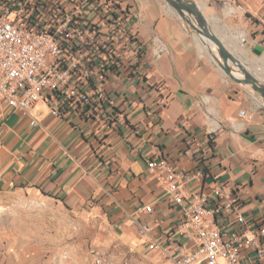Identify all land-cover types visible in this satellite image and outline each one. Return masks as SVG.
<instances>
[{
  "label": "crops",
  "instance_id": "1",
  "mask_svg": "<svg viewBox=\"0 0 264 264\" xmlns=\"http://www.w3.org/2000/svg\"><path fill=\"white\" fill-rule=\"evenodd\" d=\"M106 1L121 8L116 14L129 36L118 46L120 66L102 84L103 105L68 118L36 109L39 126L32 127L31 116L0 101V193L60 197L75 208L106 214L147 250L154 240L178 253L189 252L194 243L177 233L188 204L175 203L149 170L151 161L166 159L178 169L201 173L186 191L216 184L231 191L264 250L262 97L228 77L214 60L215 51L200 46V35L165 0ZM208 1L214 10L234 6L246 30L249 58L262 57L264 0ZM227 11L224 17L233 15ZM223 43L264 83L251 64ZM159 47L165 51L156 58ZM149 204L150 213L144 210ZM218 222L232 233H247L234 215L223 213ZM144 226L150 227L148 234ZM241 257L242 264H264L253 248H242Z\"/></svg>",
  "mask_w": 264,
  "mask_h": 264
},
{
  "label": "built area",
  "instance_id": "2",
  "mask_svg": "<svg viewBox=\"0 0 264 264\" xmlns=\"http://www.w3.org/2000/svg\"><path fill=\"white\" fill-rule=\"evenodd\" d=\"M118 9L106 0H0V101L31 116L32 127L39 126L33 113L38 106L55 118H68L103 105L102 84L120 66L118 46L129 36ZM164 51L155 49V57ZM241 116L254 119L246 111ZM149 170L175 203L187 202L177 233L194 243L191 251L178 253L152 240L150 250L174 264H242L245 247L264 258L258 237L251 235L241 214V203L223 184L189 192L186 186L200 172L183 171L166 159L151 161ZM144 210L150 213L153 206ZM223 213L234 215L247 233L221 226ZM150 231L143 227V234ZM260 236L264 238V228Z\"/></svg>",
  "mask_w": 264,
  "mask_h": 264
},
{
  "label": "rangeland",
  "instance_id": "3",
  "mask_svg": "<svg viewBox=\"0 0 264 264\" xmlns=\"http://www.w3.org/2000/svg\"><path fill=\"white\" fill-rule=\"evenodd\" d=\"M196 1L208 4L211 9L202 11L211 26H215L216 32L236 56L253 66L254 59L243 54L245 51L249 56L247 46L243 52L237 50L238 41L227 33L226 23H222L224 9L228 13L234 6L223 4L214 10L208 0ZM224 18L236 28L232 30L240 28L238 31L246 32L238 24L237 15ZM260 74L264 79V72ZM41 109L42 106H38V110ZM0 264L174 263L162 253L142 247L136 238L116 228L104 213L75 208L41 193L19 191L0 193Z\"/></svg>",
  "mask_w": 264,
  "mask_h": 264
},
{
  "label": "water",
  "instance_id": "4",
  "mask_svg": "<svg viewBox=\"0 0 264 264\" xmlns=\"http://www.w3.org/2000/svg\"><path fill=\"white\" fill-rule=\"evenodd\" d=\"M165 1L179 14L183 22L214 46V60L223 72L235 82L247 86L254 93L259 94L264 102V83L243 66L226 48L223 41L213 33L200 6L194 0Z\"/></svg>",
  "mask_w": 264,
  "mask_h": 264
},
{
  "label": "bare ground",
  "instance_id": "5",
  "mask_svg": "<svg viewBox=\"0 0 264 264\" xmlns=\"http://www.w3.org/2000/svg\"><path fill=\"white\" fill-rule=\"evenodd\" d=\"M200 6H201V9L204 10V12H206L209 9H211V8H209L208 4L205 3V2L200 3ZM234 13H235V10L232 8L231 11H229L227 13V15H231V14H234ZM225 28L227 30V33L232 34L233 37L235 38V40L238 41L237 42L238 43L237 50H240L241 52H243L244 51V46H245L244 43H245V41L247 39V35L244 34L241 31H238V30H232L230 27H228L227 23L225 24ZM198 38H199L200 46L202 48L205 49L204 44H207L209 47H211L215 51L214 46L211 43H209L206 38L202 37L201 35L198 36ZM243 54L247 58L249 57V56H247V53L245 51H244ZM244 62L247 65L245 60H244ZM253 68H254L255 72H258V73L264 72V55L262 57L258 58V59L257 58L254 59Z\"/></svg>",
  "mask_w": 264,
  "mask_h": 264
},
{
  "label": "trees",
  "instance_id": "6",
  "mask_svg": "<svg viewBox=\"0 0 264 264\" xmlns=\"http://www.w3.org/2000/svg\"><path fill=\"white\" fill-rule=\"evenodd\" d=\"M52 197H54V196H52ZM55 198H56V199H59V200H61V201H64V199H63V198L56 197V196H55Z\"/></svg>",
  "mask_w": 264,
  "mask_h": 264
}]
</instances>
